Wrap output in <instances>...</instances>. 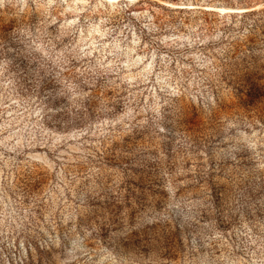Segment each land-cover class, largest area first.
Here are the masks:
<instances>
[{"label":"rangeland","instance_id":"obj_1","mask_svg":"<svg viewBox=\"0 0 264 264\" xmlns=\"http://www.w3.org/2000/svg\"><path fill=\"white\" fill-rule=\"evenodd\" d=\"M0 264H264V0H0Z\"/></svg>","mask_w":264,"mask_h":264}]
</instances>
